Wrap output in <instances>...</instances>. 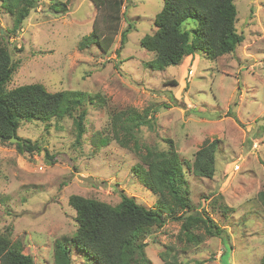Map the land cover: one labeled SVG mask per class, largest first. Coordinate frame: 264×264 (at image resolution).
Instances as JSON below:
<instances>
[{
	"label": "rangeland",
	"instance_id": "rangeland-1",
	"mask_svg": "<svg viewBox=\"0 0 264 264\" xmlns=\"http://www.w3.org/2000/svg\"><path fill=\"white\" fill-rule=\"evenodd\" d=\"M59 1L66 11L40 0L16 32L0 1L2 43L16 65L6 88L40 83L51 92L81 91L85 133L75 144L72 118L22 119L16 138L37 143L41 151L20 152V140L0 141V231L19 240L35 264H53L55 241L77 228L71 195L116 205L124 192L153 207L156 196L132 171L140 163L133 141L123 147L108 138L112 111L148 108L153 126L136 134L141 152L144 145L165 149L171 139L180 161L191 163L204 140H220L212 178L195 176L184 162L182 167L189 199L224 230L222 237L202 235L193 244L179 237V221H168L145 240L152 264H166L164 251L175 264H264V0H234L244 40L233 52L210 58L197 49L161 70L146 67L152 52L140 38L154 29L163 0H123L107 54L94 44L80 47L95 17L99 32L107 31L105 12L92 0ZM127 24L131 29L121 44ZM196 26V19L182 25L191 37ZM72 264L92 263L73 252Z\"/></svg>",
	"mask_w": 264,
	"mask_h": 264
},
{
	"label": "trees",
	"instance_id": "trees-1",
	"mask_svg": "<svg viewBox=\"0 0 264 264\" xmlns=\"http://www.w3.org/2000/svg\"><path fill=\"white\" fill-rule=\"evenodd\" d=\"M2 8L13 17L12 32L18 31L30 11L38 7L40 0H0ZM97 9L105 12L103 34L97 27L95 17L92 30L84 35L80 47L92 44L104 53H109L110 43L116 35L122 17L123 0H92ZM51 10L66 11V3L49 0ZM188 19H196L192 28L193 37L182 25ZM237 9L234 0H163L161 10L153 19L154 29L140 38V45L152 52L145 63L151 70H161L179 64L183 58L197 49L205 56L217 58L233 52L244 40L236 29ZM121 32V44L125 42L131 25ZM0 34V141L11 142L17 137L19 121L72 118L75 144L82 142L85 133L86 109L83 107L81 91H48L40 83L6 88L11 79L15 63L10 51L2 43ZM103 101L98 94L93 95ZM92 96H88L93 100ZM150 109L142 111L134 107L116 109L110 114L108 138L123 147H131L139 156L140 163L132 167L137 179L155 196L153 207L138 203L134 197L120 193L116 205L73 194L68 202L75 210L77 228L69 238L55 241L53 264H72V253L76 252L92 264H152L145 252L146 238L152 229L163 227L168 221H179V237L186 242L198 244L202 235L222 237L223 228L206 212L198 210L189 199V185L182 167L184 162L195 176L212 178L215 173V155L219 139H206L194 152L191 163L180 161L179 153L171 139H165L167 147L141 145L136 134L141 126L152 127ZM112 136V137H110ZM107 137L101 143L109 141ZM16 148L20 152L41 151L37 143L19 139ZM49 158V156L47 155ZM264 208V194H260ZM200 231L201 233H197ZM166 264L168 252L161 254ZM174 259V258H173ZM264 262V258H263ZM0 264H35L33 257L25 253L19 240H12L8 231H0Z\"/></svg>",
	"mask_w": 264,
	"mask_h": 264
},
{
	"label": "water",
	"instance_id": "water-1",
	"mask_svg": "<svg viewBox=\"0 0 264 264\" xmlns=\"http://www.w3.org/2000/svg\"><path fill=\"white\" fill-rule=\"evenodd\" d=\"M18 140H19V139L16 138V137H12V138H10V141H11V142H13V141H16V142H17Z\"/></svg>",
	"mask_w": 264,
	"mask_h": 264
}]
</instances>
